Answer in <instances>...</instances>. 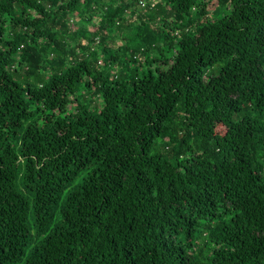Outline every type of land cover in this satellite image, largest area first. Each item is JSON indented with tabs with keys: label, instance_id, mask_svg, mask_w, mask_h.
Here are the masks:
<instances>
[{
	"label": "trees",
	"instance_id": "1",
	"mask_svg": "<svg viewBox=\"0 0 264 264\" xmlns=\"http://www.w3.org/2000/svg\"><path fill=\"white\" fill-rule=\"evenodd\" d=\"M0 264H264V0H0Z\"/></svg>",
	"mask_w": 264,
	"mask_h": 264
},
{
	"label": "rangeland",
	"instance_id": "2",
	"mask_svg": "<svg viewBox=\"0 0 264 264\" xmlns=\"http://www.w3.org/2000/svg\"><path fill=\"white\" fill-rule=\"evenodd\" d=\"M115 43L118 45H120L122 42H121V40L120 39H116V41H115ZM96 101V99H94V102ZM218 131L219 132H222V130L221 129H218Z\"/></svg>",
	"mask_w": 264,
	"mask_h": 264
}]
</instances>
